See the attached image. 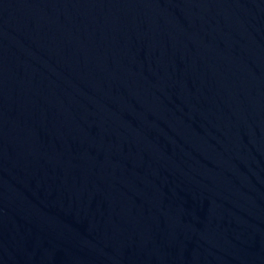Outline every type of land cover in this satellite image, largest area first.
I'll return each instance as SVG.
<instances>
[{
    "label": "water",
    "instance_id": "water-1",
    "mask_svg": "<svg viewBox=\"0 0 264 264\" xmlns=\"http://www.w3.org/2000/svg\"><path fill=\"white\" fill-rule=\"evenodd\" d=\"M0 264H264V0H0Z\"/></svg>",
    "mask_w": 264,
    "mask_h": 264
}]
</instances>
